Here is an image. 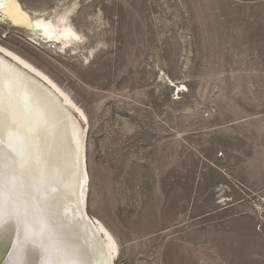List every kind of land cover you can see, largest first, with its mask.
<instances>
[{
	"label": "rangeland",
	"instance_id": "obj_1",
	"mask_svg": "<svg viewBox=\"0 0 264 264\" xmlns=\"http://www.w3.org/2000/svg\"><path fill=\"white\" fill-rule=\"evenodd\" d=\"M21 2L69 12L86 45L65 54L0 24V46L86 116L87 209L117 242L115 264H264V193L229 176L212 139L214 88L264 57V0Z\"/></svg>",
	"mask_w": 264,
	"mask_h": 264
},
{
	"label": "bare ground",
	"instance_id": "obj_2",
	"mask_svg": "<svg viewBox=\"0 0 264 264\" xmlns=\"http://www.w3.org/2000/svg\"><path fill=\"white\" fill-rule=\"evenodd\" d=\"M0 24L23 29L65 54L86 46L69 12L47 19L21 0H0ZM86 120L47 75L0 46V224L10 218L18 223L3 264H25L26 242L38 247L40 264H115L117 242L86 209ZM5 238L0 227V249Z\"/></svg>",
	"mask_w": 264,
	"mask_h": 264
},
{
	"label": "crops",
	"instance_id": "obj_3",
	"mask_svg": "<svg viewBox=\"0 0 264 264\" xmlns=\"http://www.w3.org/2000/svg\"><path fill=\"white\" fill-rule=\"evenodd\" d=\"M251 64L238 71L235 62L227 88H214L219 114L212 121V139L214 148L227 156L229 176L249 191L264 193L263 54L253 57Z\"/></svg>",
	"mask_w": 264,
	"mask_h": 264
},
{
	"label": "water",
	"instance_id": "obj_4",
	"mask_svg": "<svg viewBox=\"0 0 264 264\" xmlns=\"http://www.w3.org/2000/svg\"><path fill=\"white\" fill-rule=\"evenodd\" d=\"M86 148H87V145H86V139H85V161H86L85 164H86V168H88ZM2 224H0V227L3 228L4 233L6 234L7 238L4 239L3 245L0 249V264L7 262V258L14 248V245L16 242V236H17V229H18V223L13 218L5 220V222ZM37 248L38 247L36 245L26 242L24 246L23 259L27 264H40L42 254L39 252ZM30 249L33 250L31 259L28 258V253L30 252Z\"/></svg>",
	"mask_w": 264,
	"mask_h": 264
}]
</instances>
